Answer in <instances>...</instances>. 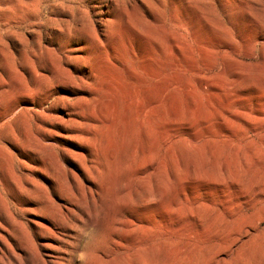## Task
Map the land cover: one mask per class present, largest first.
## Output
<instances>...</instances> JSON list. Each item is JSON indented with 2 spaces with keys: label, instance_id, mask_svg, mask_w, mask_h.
<instances>
[{
  "label": "rangeland",
  "instance_id": "rangeland-1",
  "mask_svg": "<svg viewBox=\"0 0 264 264\" xmlns=\"http://www.w3.org/2000/svg\"><path fill=\"white\" fill-rule=\"evenodd\" d=\"M0 264H264V0H0Z\"/></svg>",
  "mask_w": 264,
  "mask_h": 264
}]
</instances>
